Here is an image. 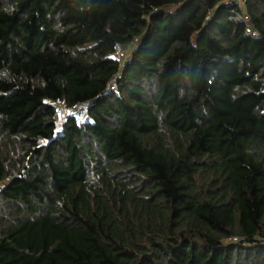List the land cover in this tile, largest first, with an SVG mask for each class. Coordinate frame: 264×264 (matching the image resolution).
I'll list each match as a JSON object with an SVG mask.
<instances>
[{
	"label": "trees",
	"instance_id": "obj_1",
	"mask_svg": "<svg viewBox=\"0 0 264 264\" xmlns=\"http://www.w3.org/2000/svg\"><path fill=\"white\" fill-rule=\"evenodd\" d=\"M0 264H264V0H0Z\"/></svg>",
	"mask_w": 264,
	"mask_h": 264
},
{
	"label": "built area",
	"instance_id": "obj_2",
	"mask_svg": "<svg viewBox=\"0 0 264 264\" xmlns=\"http://www.w3.org/2000/svg\"><path fill=\"white\" fill-rule=\"evenodd\" d=\"M242 1L243 0H227L228 3H241ZM232 18L235 21H242V22H244L245 25H246V29H247L248 32H252L253 31L252 30V25L250 24L249 15L247 14V12L245 10H242L240 12L234 13V15L232 16ZM120 50H122V49L120 48L118 50V52H120ZM118 57L120 58V56H118ZM58 111H59L60 114L63 112L62 103L58 106Z\"/></svg>",
	"mask_w": 264,
	"mask_h": 264
},
{
	"label": "rangeland",
	"instance_id": "obj_3",
	"mask_svg": "<svg viewBox=\"0 0 264 264\" xmlns=\"http://www.w3.org/2000/svg\"><path fill=\"white\" fill-rule=\"evenodd\" d=\"M131 51L127 50L126 48H123L122 50H120V52H118V56H120V59L122 60V62H125L127 60V58L130 56ZM77 109H81V107H77ZM63 113V112H62ZM62 115H60L59 118H61ZM79 120L83 121L87 119V114L85 111H82L79 115Z\"/></svg>",
	"mask_w": 264,
	"mask_h": 264
}]
</instances>
